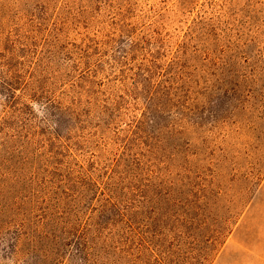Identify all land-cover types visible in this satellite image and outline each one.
<instances>
[{
    "label": "rangeland",
    "instance_id": "rangeland-1",
    "mask_svg": "<svg viewBox=\"0 0 264 264\" xmlns=\"http://www.w3.org/2000/svg\"><path fill=\"white\" fill-rule=\"evenodd\" d=\"M2 141L0 264H264V0H0Z\"/></svg>",
    "mask_w": 264,
    "mask_h": 264
},
{
    "label": "trees",
    "instance_id": "trees-1",
    "mask_svg": "<svg viewBox=\"0 0 264 264\" xmlns=\"http://www.w3.org/2000/svg\"><path fill=\"white\" fill-rule=\"evenodd\" d=\"M4 142L5 141H2V143H0V144L2 145V144H4ZM122 161H124V159L120 160V162H122ZM116 165H119V163ZM119 179H121L120 176H117V175L115 176V174H113L112 176H110L108 178L107 181H105V183H103L102 189H104V190L107 189V191L111 192V194L117 195L116 194L117 186L120 185ZM93 186H94V188H96V190L100 189V187L96 183ZM23 226H24V224L22 222V227ZM86 228L88 229L89 227H86ZM90 231L91 230H83V231L79 232L81 242L78 244V246H79V248L77 249L78 253L75 251L73 253L70 252L72 254L73 258L76 257L77 255L82 256V258L84 259L83 264H88V260L94 258V256L92 255V252L96 250V246H97L96 242L94 241V238H92L90 235ZM22 240H23L22 238L19 239V241H21V242H22ZM25 240L26 239H24V241ZM69 243L70 242H68V239H65V247H67L69 245ZM213 246H215V245H213ZM160 247H161V249H159V253L161 254L162 259L164 261H166L168 264H180L178 255H175V253L173 251H170V249L163 251L162 250V248L164 247L163 245H160ZM165 251H167V252H165ZM205 259L207 260L206 257H205Z\"/></svg>",
    "mask_w": 264,
    "mask_h": 264
},
{
    "label": "clouds",
    "instance_id": "clouds-1",
    "mask_svg": "<svg viewBox=\"0 0 264 264\" xmlns=\"http://www.w3.org/2000/svg\"><path fill=\"white\" fill-rule=\"evenodd\" d=\"M34 107V106H33Z\"/></svg>",
    "mask_w": 264,
    "mask_h": 264
}]
</instances>
